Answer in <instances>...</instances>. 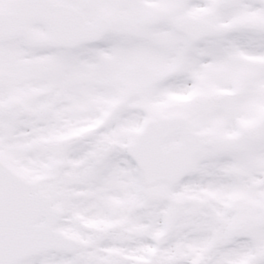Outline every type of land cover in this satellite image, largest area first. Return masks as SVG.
I'll return each mask as SVG.
<instances>
[{
	"label": "snow or ice",
	"instance_id": "snow-or-ice-1",
	"mask_svg": "<svg viewBox=\"0 0 264 264\" xmlns=\"http://www.w3.org/2000/svg\"><path fill=\"white\" fill-rule=\"evenodd\" d=\"M0 264H264V0H0Z\"/></svg>",
	"mask_w": 264,
	"mask_h": 264
}]
</instances>
